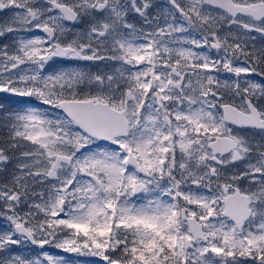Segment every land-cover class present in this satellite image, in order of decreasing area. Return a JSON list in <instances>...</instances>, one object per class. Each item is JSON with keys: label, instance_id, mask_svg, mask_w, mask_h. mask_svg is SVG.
Returning a JSON list of instances; mask_svg holds the SVG:
<instances>
[{"label": "snow or ice", "instance_id": "snow-or-ice-1", "mask_svg": "<svg viewBox=\"0 0 264 264\" xmlns=\"http://www.w3.org/2000/svg\"><path fill=\"white\" fill-rule=\"evenodd\" d=\"M154 7L0 0V264H264V0Z\"/></svg>", "mask_w": 264, "mask_h": 264}, {"label": "rangeland", "instance_id": "rangeland-1", "mask_svg": "<svg viewBox=\"0 0 264 264\" xmlns=\"http://www.w3.org/2000/svg\"><path fill=\"white\" fill-rule=\"evenodd\" d=\"M153 3L155 4L157 12L162 11L166 5L165 0H154ZM157 12H156V14H157ZM5 19H7V17L0 18V22H3ZM36 35H39V34H36ZM3 40H4L3 44L11 45L13 42V36L11 34H8V35L3 37ZM96 63H98V65H100V62H96ZM63 67H72V66H66V65L60 66L57 63L55 64V62H54V63L50 64L48 71H52L54 69H59V68H63ZM116 67H118V65H115V64L108 66V68L110 70H113V71H115ZM25 102L26 103L31 102L33 104L36 103V101H34V100L29 101V98H21L20 101H18V102H10V101H6L5 99H3L0 96V115L1 114L5 115L7 112H13V111H16L18 109L23 108L25 106L24 105ZM257 136L260 137L259 135H257ZM15 164H16V161L13 160L7 165V167L4 169V171H0V178L3 179V181H1L0 184L6 183L11 179V176H12L13 171L15 169ZM242 166L243 165H241V167ZM25 210H26V208H25ZM5 226H6V221H4L3 219H0V231H4ZM16 251L20 252L21 254L26 253V250H24V248H17ZM49 252L54 254V255L63 256L65 259H68L69 261H71V264H94V262L98 259V258L92 257V256L78 255L76 253H66V252H63V251H61L59 249H55V248H53V250H51Z\"/></svg>", "mask_w": 264, "mask_h": 264}, {"label": "flooded vegetation", "instance_id": "flooded-vegetation-1", "mask_svg": "<svg viewBox=\"0 0 264 264\" xmlns=\"http://www.w3.org/2000/svg\"><path fill=\"white\" fill-rule=\"evenodd\" d=\"M153 2H154V0H153ZM156 12H157L156 11V7H154L152 9V14L155 15ZM9 15H10V13H8V12H0V18L8 17ZM134 22H136L138 25H143V21L140 20L139 18H137ZM36 34H39V33H36ZM254 35H256V40H255L256 49L264 47V40H262L258 34H254ZM3 42H4V40H3V37H2V38H0V44L4 45ZM249 46L251 47V43H250ZM56 63L58 65H60V66L61 65H66V66H72V67H79V68H81L84 71H88V72H92V73H96V72H114L113 70H110L108 68L109 65L113 64L112 62H100V65H98V63H92V62L56 60L55 64ZM261 67H264V65H261ZM253 78L256 79V80L260 79V77H253ZM0 96L3 99H5L6 101H10V102H18L21 99V97H18V99H12L11 96H8L5 93H0ZM25 104H26V102L24 103V105ZM2 116H4V115L1 114L0 117H2ZM249 135H252V134L249 133ZM257 135H255V139L258 141V140H260V137H258ZM5 136H6L5 130L3 128H0V146H3V139H4ZM9 155H13V153H9ZM0 180H1V178H0ZM49 249L52 250V247L49 246Z\"/></svg>", "mask_w": 264, "mask_h": 264}]
</instances>
